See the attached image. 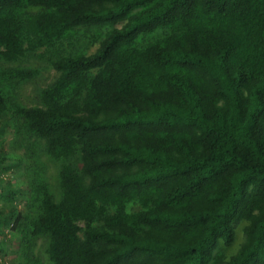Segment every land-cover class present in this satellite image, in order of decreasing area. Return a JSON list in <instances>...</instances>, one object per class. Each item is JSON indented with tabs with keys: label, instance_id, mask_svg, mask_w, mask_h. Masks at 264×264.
<instances>
[{
	"label": "trees",
	"instance_id": "16d2710c",
	"mask_svg": "<svg viewBox=\"0 0 264 264\" xmlns=\"http://www.w3.org/2000/svg\"><path fill=\"white\" fill-rule=\"evenodd\" d=\"M41 48L39 104L0 65V264H264V0H0V61Z\"/></svg>",
	"mask_w": 264,
	"mask_h": 264
},
{
	"label": "rangeland",
	"instance_id": "374dc122",
	"mask_svg": "<svg viewBox=\"0 0 264 264\" xmlns=\"http://www.w3.org/2000/svg\"><path fill=\"white\" fill-rule=\"evenodd\" d=\"M120 26V25H119ZM97 45H94L91 47L90 51H93L96 48ZM54 52H49L44 49H38L37 54L27 58L22 59L20 61L15 62H4L0 61L1 66H26V67H37L39 68L40 72L37 74L34 78L27 79L22 81L19 84L18 88V94L17 98L20 102L26 105H36L39 104V92L40 89L44 86H46L48 83H50L56 76L57 71L55 68L51 65V63L48 60V56H51ZM8 150H10L13 154H21L24 152V146L21 145H14L11 146V143L14 141V135L13 133L8 134ZM22 142L28 143V140L26 137L23 138ZM40 159L46 166L47 175L51 179V183L54 189L58 188V164L55 162L52 158H50L48 155L40 153ZM8 177H13V172L6 174ZM22 177L21 175H18L17 177H14L13 181H21ZM25 208V199L21 200L19 204V209ZM247 225L246 220L240 221L238 224H236V236L235 241L232 245H226L223 241L220 243L219 250H222L226 253L228 257L233 255L237 252L239 247L241 246L242 242L244 241V228ZM6 238V237H5ZM2 234H0V240L2 243L3 248L1 249V253H6L10 258H14L13 254V248L16 247L17 239L14 235L10 236L9 239H5ZM47 238L46 237H39L36 240L35 243V251L37 254L41 255L45 259V253L44 249L46 247ZM4 252V253H3Z\"/></svg>",
	"mask_w": 264,
	"mask_h": 264
}]
</instances>
